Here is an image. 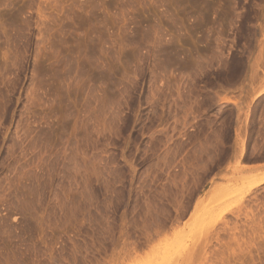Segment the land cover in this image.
Wrapping results in <instances>:
<instances>
[{
	"label": "rangeland",
	"instance_id": "obj_1",
	"mask_svg": "<svg viewBox=\"0 0 264 264\" xmlns=\"http://www.w3.org/2000/svg\"><path fill=\"white\" fill-rule=\"evenodd\" d=\"M262 175L264 0H0V264H264Z\"/></svg>",
	"mask_w": 264,
	"mask_h": 264
},
{
	"label": "bare ground",
	"instance_id": "obj_2",
	"mask_svg": "<svg viewBox=\"0 0 264 264\" xmlns=\"http://www.w3.org/2000/svg\"><path fill=\"white\" fill-rule=\"evenodd\" d=\"M263 177H261L260 176V179L259 180H257V181H255L252 185H251V187L247 190V192H246V195L253 189V188H255L256 186H258L259 184H261V183H263L264 182V175H262ZM245 196V195H244ZM244 198V197H243ZM242 198V199H243ZM221 220V219H220ZM219 220V221H220Z\"/></svg>",
	"mask_w": 264,
	"mask_h": 264
}]
</instances>
